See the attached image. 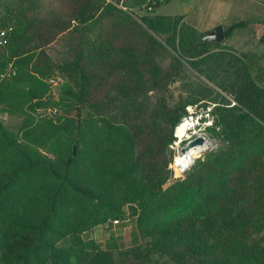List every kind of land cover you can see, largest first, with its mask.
Wrapping results in <instances>:
<instances>
[{
    "label": "trees",
    "instance_id": "16d2710c",
    "mask_svg": "<svg viewBox=\"0 0 264 264\" xmlns=\"http://www.w3.org/2000/svg\"><path fill=\"white\" fill-rule=\"evenodd\" d=\"M145 2L0 6V30L12 23L0 113L22 120L15 132L0 121V264H116L92 230L118 238L130 225L137 240L119 253L124 264H264V79L244 62L222 68L209 50L221 44L203 42L184 16L156 15L160 5L137 15ZM250 24L224 28L225 40ZM187 67L236 104L195 87L197 97L153 106L148 93ZM55 71L65 79L56 104L46 82ZM206 98L225 147L164 189L173 131ZM51 105L63 115L37 117Z\"/></svg>",
    "mask_w": 264,
    "mask_h": 264
},
{
    "label": "rangeland",
    "instance_id": "374dc122",
    "mask_svg": "<svg viewBox=\"0 0 264 264\" xmlns=\"http://www.w3.org/2000/svg\"><path fill=\"white\" fill-rule=\"evenodd\" d=\"M18 1L19 0H0V6L3 7V5L6 4L10 7H14ZM182 1L183 0H173L171 3L159 8L156 11V15L174 16L176 14H179L180 12H183L185 9H187V6L189 4L187 0L183 2ZM1 7L0 17L3 14ZM145 14L146 13L142 10L137 11V15L139 16H143ZM245 20L250 21L251 24H264V0H201V6L198 8V10L194 13H191L189 17H184L182 23L195 28L201 34H204L205 32L209 31V29L211 30V28H214L217 25H222L224 28H227L233 23ZM250 25L246 28H241L235 31L229 39H226L223 41V43H221L220 47L213 46L209 50L210 55L215 56V54H217L224 58L222 68L230 70L231 73L236 71V68H239V66H241V62H244L245 65L249 67L256 81L260 83V78L262 77V79H264V43H261L260 39H256L255 31L251 28ZM11 26L12 23H9L7 27H4L2 29H12ZM0 49H4V47L0 46ZM167 58L170 59L169 56H167ZM187 69L188 72H186L183 79H178L172 84H168L162 90H155L148 93V95L151 96L150 102L153 106H157L159 104V101L163 100L164 98L165 101L170 105H174L175 102L197 97V93L193 92V88L195 87H200L202 89L209 87V89L207 88L204 92H202V94H208L211 92L210 89H212V99L215 97L220 101L221 97H224L228 102H230V106L236 104L231 94H227L226 92H223L222 90L217 88L215 85L207 81L197 71L189 67H187ZM216 70L222 73L221 69L217 68ZM49 78L58 79L57 84L54 86L49 85ZM49 78L46 82L49 85L52 100L54 104H56V102H59L57 97L58 88L61 84L64 83L65 79L58 71H55ZM198 79L203 81L204 84L199 82ZM218 95H220L221 97H218ZM208 99L210 98H206V100L193 105H188L186 107L188 115L181 119V121L189 119L191 121L197 122L196 129L202 131V134H204L203 137L211 145V147L196 160L204 159V157L208 153L218 152L225 147L223 138L220 135H217L218 131H220L219 128H215L214 126V121L218 119L216 118V115H214L213 117L211 114L212 108L216 104H214L213 102L210 103ZM205 104H207V106L204 108L203 105ZM54 109L56 110L55 114H50V111ZM36 114L39 118H57L59 116H62L63 112L58 105H51L39 108ZM0 121L6 128L15 132L20 126L22 120L19 116L0 113ZM174 131L172 134L174 140L166 148V150H168L166 157H171L172 161L170 164L172 177L165 184L164 189L169 187L173 182L184 179L186 173L194 165L193 164L188 169L181 170L176 164V158L180 153L181 147L186 144L187 138L178 144L177 138L174 135ZM189 136H193V133L191 131L189 132ZM126 217H128V215H126ZM127 221H130L129 217ZM101 229L102 228H99L98 230ZM98 230H92V239H94V241H96V243L101 248L107 249L115 254L116 264H124V261L123 259H121L119 253H121V251H124L125 249L131 248L137 240V233L134 231L132 225L128 226L124 230V233L121 235V237L118 238H110L111 236L108 234L106 236L107 239H105L103 234Z\"/></svg>",
    "mask_w": 264,
    "mask_h": 264
},
{
    "label": "bare ground",
    "instance_id": "6f19581e",
    "mask_svg": "<svg viewBox=\"0 0 264 264\" xmlns=\"http://www.w3.org/2000/svg\"><path fill=\"white\" fill-rule=\"evenodd\" d=\"M197 122L191 121L189 119H185L181 121L177 127L175 128L174 135L177 138V143H181L187 138V141L192 139L195 136L203 137L202 131L197 130ZM193 133V136H189V132ZM176 143V142H175ZM176 146V145H175ZM211 145L205 139L202 145L194 146L183 153H179L178 157L176 158V164L181 170H185L190 168L194 161L200 157L205 151H207Z\"/></svg>",
    "mask_w": 264,
    "mask_h": 264
},
{
    "label": "water",
    "instance_id": "95a60500",
    "mask_svg": "<svg viewBox=\"0 0 264 264\" xmlns=\"http://www.w3.org/2000/svg\"><path fill=\"white\" fill-rule=\"evenodd\" d=\"M251 28L255 31V37L259 40L264 35V24L261 23H252ZM225 40L224 27L222 25H217L211 30L204 33L202 36V41L211 43V44H221ZM177 127V126H176ZM205 138L201 136H195L192 139L188 140L186 144L181 147L180 152L183 153L188 149L199 146L204 143ZM76 146H73L72 155L75 156Z\"/></svg>",
    "mask_w": 264,
    "mask_h": 264
},
{
    "label": "built area",
    "instance_id": "2783aa9c",
    "mask_svg": "<svg viewBox=\"0 0 264 264\" xmlns=\"http://www.w3.org/2000/svg\"><path fill=\"white\" fill-rule=\"evenodd\" d=\"M168 1L169 0H146L142 9L144 10V12H147V13L152 12L156 6H159V5L161 6L165 3H167ZM10 31H11V28L0 30V46L1 47H4L7 45ZM13 74H14V72H13ZM57 81H58V79H56V78H49L48 79V83L51 86L56 85ZM55 112H56V110L54 109V110L50 111V114L54 115ZM117 222H118L117 220L113 221L114 224H116Z\"/></svg>",
    "mask_w": 264,
    "mask_h": 264
},
{
    "label": "crops",
    "instance_id": "0c3cea01",
    "mask_svg": "<svg viewBox=\"0 0 264 264\" xmlns=\"http://www.w3.org/2000/svg\"><path fill=\"white\" fill-rule=\"evenodd\" d=\"M173 0H169L166 4H163L161 5L159 8L171 3ZM183 1H186V0H183ZM182 1V2H183ZM188 1V6H187V9H185L183 12H180L179 14H176L174 16H184L185 18L189 17L191 13H194L195 11L198 10V8L201 6V0H187ZM186 3V2H185ZM158 8V9H159ZM157 9V10H158ZM156 10V11H157ZM155 11V14H157ZM169 16V15H168ZM172 16V17H174ZM214 27V26H212ZM212 29V28H211ZM210 30V29H209Z\"/></svg>",
    "mask_w": 264,
    "mask_h": 264
}]
</instances>
